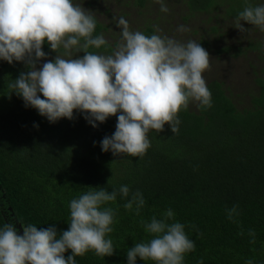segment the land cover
<instances>
[{"label": "trees", "instance_id": "16d2710c", "mask_svg": "<svg viewBox=\"0 0 264 264\" xmlns=\"http://www.w3.org/2000/svg\"><path fill=\"white\" fill-rule=\"evenodd\" d=\"M144 2L134 0L139 7ZM245 3L186 0L190 11L212 12L223 5L235 17ZM247 3L256 5L253 0ZM103 27L97 21L94 35H100ZM144 30L151 35L150 27ZM50 50L45 43L43 51ZM88 50L97 53L112 47ZM27 70L22 62L0 60V186L22 227L54 224L59 231L67 230L72 199L88 187L111 192L127 185L130 192L143 194L146 204L140 215L126 210L128 198L118 195L108 205L117 212L108 236L115 253L100 257L89 251L76 257V264H127V250L150 238L141 220L159 219L168 209L195 243L184 264H246L248 260L264 264V68L256 79L258 95L251 98L250 108L236 109L221 81L210 80L206 84L212 106L197 103L195 110H181L178 133L167 124L160 133L150 130L151 146L143 157L102 151L100 142L115 132L116 116L94 128L75 110L72 120L51 123L35 108L26 107L8 84ZM233 206H238L236 222L227 216ZM4 225L0 215V228ZM250 230L255 232L254 243ZM137 264L153 262L137 258Z\"/></svg>", "mask_w": 264, "mask_h": 264}, {"label": "clouds", "instance_id": "9594fccd", "mask_svg": "<svg viewBox=\"0 0 264 264\" xmlns=\"http://www.w3.org/2000/svg\"><path fill=\"white\" fill-rule=\"evenodd\" d=\"M155 2L161 12L169 11L164 0ZM242 21L264 32V4L246 0L235 19V28L244 33L249 29ZM96 24L91 12L73 0H0V60L22 62L28 69L8 88L51 123L72 120L74 110L94 128L116 116L115 132L100 142L102 151L114 156L143 157L151 146L150 130L160 133L167 124L178 133V113L187 110L190 102L212 106L203 76L210 70L211 57L200 43L161 35L158 27L151 35L133 31L120 18V40L110 54H99L88 49L107 48L109 42L102 34L94 35ZM178 31L189 29L181 25ZM45 43L57 55L37 67L46 58ZM88 188L70 201L67 230L59 231L54 224L39 228L28 224L18 230L6 223L0 228V264H76V257L89 251L112 256L116 249L108 236L117 212L108 205L118 195L128 198L123 207L139 216L146 201L139 190L130 192L127 185L111 192L105 187ZM238 215V206L227 210L233 222ZM141 224L150 238L127 250V264H137V258L153 264H184L185 255L195 250L185 225L174 221L171 209ZM249 235L254 243V230Z\"/></svg>", "mask_w": 264, "mask_h": 264}, {"label": "rangeland", "instance_id": "374dc122", "mask_svg": "<svg viewBox=\"0 0 264 264\" xmlns=\"http://www.w3.org/2000/svg\"><path fill=\"white\" fill-rule=\"evenodd\" d=\"M256 5L264 4V0H253ZM89 10L104 27L101 30L109 45L113 48L120 40L121 29L117 27L120 18L125 19L130 29L144 32L150 27L161 29L159 34L167 35L181 42L194 40L204 41L203 48L209 53L210 70L203 73L206 83L210 80L221 81L225 93L236 109L251 107V98L258 95L256 79L264 68V32L247 22L241 23L247 32L241 33L235 28V16L227 7L218 6L212 12L190 11L186 0H164L167 13L160 11L155 0H145L142 7L134 4V0H73ZM253 4V3H252ZM255 5V4H253ZM189 31H178L179 26ZM259 45V47H258ZM59 50L64 55V50ZM112 51V50H111ZM111 51H98L99 54H110ZM57 53L50 50L46 58L39 61L40 67L47 60H53ZM79 56L73 52V56ZM68 58V57H65ZM196 102H190L191 110L196 109Z\"/></svg>", "mask_w": 264, "mask_h": 264}, {"label": "water", "instance_id": "95a60500", "mask_svg": "<svg viewBox=\"0 0 264 264\" xmlns=\"http://www.w3.org/2000/svg\"><path fill=\"white\" fill-rule=\"evenodd\" d=\"M0 215L4 224L13 223L17 226L18 230L22 228L20 221L16 217L9 201L7 200L3 190L0 186Z\"/></svg>", "mask_w": 264, "mask_h": 264}]
</instances>
